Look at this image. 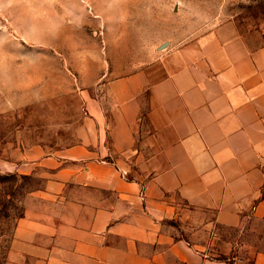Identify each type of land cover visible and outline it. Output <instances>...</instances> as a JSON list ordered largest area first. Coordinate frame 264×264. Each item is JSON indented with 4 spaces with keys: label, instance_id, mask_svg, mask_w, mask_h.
Segmentation results:
<instances>
[{
    "label": "crops",
    "instance_id": "1",
    "mask_svg": "<svg viewBox=\"0 0 264 264\" xmlns=\"http://www.w3.org/2000/svg\"><path fill=\"white\" fill-rule=\"evenodd\" d=\"M103 75L78 93L73 144L0 157L39 181L5 264H231L218 230L264 224V35L227 26Z\"/></svg>",
    "mask_w": 264,
    "mask_h": 264
},
{
    "label": "rangeland",
    "instance_id": "2",
    "mask_svg": "<svg viewBox=\"0 0 264 264\" xmlns=\"http://www.w3.org/2000/svg\"><path fill=\"white\" fill-rule=\"evenodd\" d=\"M227 26L264 35V0H0V157L73 144L78 93L94 73L102 83L135 73ZM38 185L0 168V264ZM218 232L235 247L231 264H252V252L264 250V224Z\"/></svg>",
    "mask_w": 264,
    "mask_h": 264
},
{
    "label": "water",
    "instance_id": "3",
    "mask_svg": "<svg viewBox=\"0 0 264 264\" xmlns=\"http://www.w3.org/2000/svg\"><path fill=\"white\" fill-rule=\"evenodd\" d=\"M164 47V46H163Z\"/></svg>",
    "mask_w": 264,
    "mask_h": 264
}]
</instances>
